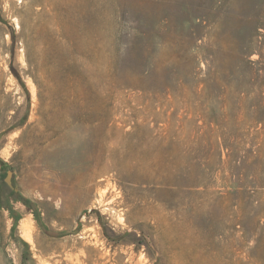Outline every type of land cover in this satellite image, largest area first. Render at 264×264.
Returning a JSON list of instances; mask_svg holds the SVG:
<instances>
[{
	"label": "rangeland",
	"instance_id": "rangeland-1",
	"mask_svg": "<svg viewBox=\"0 0 264 264\" xmlns=\"http://www.w3.org/2000/svg\"><path fill=\"white\" fill-rule=\"evenodd\" d=\"M3 183L16 264H264V0H0Z\"/></svg>",
	"mask_w": 264,
	"mask_h": 264
},
{
	"label": "crops",
	"instance_id": "crops-1",
	"mask_svg": "<svg viewBox=\"0 0 264 264\" xmlns=\"http://www.w3.org/2000/svg\"><path fill=\"white\" fill-rule=\"evenodd\" d=\"M12 226L9 216L0 211V264H16L15 252L18 249L12 242Z\"/></svg>",
	"mask_w": 264,
	"mask_h": 264
},
{
	"label": "bare ground",
	"instance_id": "bare-ground-1",
	"mask_svg": "<svg viewBox=\"0 0 264 264\" xmlns=\"http://www.w3.org/2000/svg\"><path fill=\"white\" fill-rule=\"evenodd\" d=\"M32 227V226H31ZM21 229H22V233H23V237L26 239V240H31V228L28 224V221L27 220H24L22 223H21Z\"/></svg>",
	"mask_w": 264,
	"mask_h": 264
},
{
	"label": "water",
	"instance_id": "water-1",
	"mask_svg": "<svg viewBox=\"0 0 264 264\" xmlns=\"http://www.w3.org/2000/svg\"><path fill=\"white\" fill-rule=\"evenodd\" d=\"M13 172L12 171H8L7 172V177L5 179V183L11 188L14 190V187H13V183H12V178H13Z\"/></svg>",
	"mask_w": 264,
	"mask_h": 264
},
{
	"label": "trees",
	"instance_id": "trees-1",
	"mask_svg": "<svg viewBox=\"0 0 264 264\" xmlns=\"http://www.w3.org/2000/svg\"><path fill=\"white\" fill-rule=\"evenodd\" d=\"M171 9H172L173 11H175V1L172 2ZM4 186L6 187V184H5V183L0 184V188H1V189H2Z\"/></svg>",
	"mask_w": 264,
	"mask_h": 264
}]
</instances>
